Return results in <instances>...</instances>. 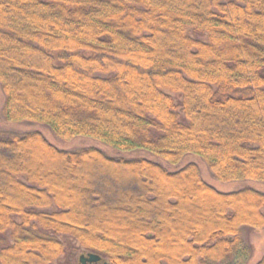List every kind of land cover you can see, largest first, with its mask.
I'll use <instances>...</instances> for the list:
<instances>
[{
    "label": "trees",
    "instance_id": "obj_1",
    "mask_svg": "<svg viewBox=\"0 0 264 264\" xmlns=\"http://www.w3.org/2000/svg\"><path fill=\"white\" fill-rule=\"evenodd\" d=\"M8 123L264 184V0H0ZM264 193L0 133V264H248ZM257 264H264V255Z\"/></svg>",
    "mask_w": 264,
    "mask_h": 264
},
{
    "label": "rangeland",
    "instance_id": "obj_2",
    "mask_svg": "<svg viewBox=\"0 0 264 264\" xmlns=\"http://www.w3.org/2000/svg\"><path fill=\"white\" fill-rule=\"evenodd\" d=\"M4 104V96L0 88V133L3 135H17L21 136L27 133L38 132L45 140L62 151H77L81 149L94 148L103 152L106 156L110 158L117 159H145L149 161L156 162L163 166L168 171H177L188 164H194L197 166L201 179L211 188L222 194H229L239 191L244 188H252L254 190L264 193V184L244 181V182H233V183H221L214 179V177L208 171L205 163L198 157L194 155H188L184 160L177 166H170L157 159L146 151H131L124 152L113 149L105 144L90 139V138H75L69 141H64L62 139L56 138L50 130L40 124L31 122H20V123H8L4 120L2 115V108ZM243 240L252 249V256L248 264H257L264 255V229L261 230H251L246 227L241 229ZM69 251L65 256L59 258L54 262V264H79L78 258L80 255H85L87 252L81 249H77V245L72 242L67 243ZM105 261V260H104Z\"/></svg>",
    "mask_w": 264,
    "mask_h": 264
},
{
    "label": "water",
    "instance_id": "obj_3",
    "mask_svg": "<svg viewBox=\"0 0 264 264\" xmlns=\"http://www.w3.org/2000/svg\"><path fill=\"white\" fill-rule=\"evenodd\" d=\"M78 262L79 264H110L107 261H104L101 256L94 253L80 255Z\"/></svg>",
    "mask_w": 264,
    "mask_h": 264
}]
</instances>
